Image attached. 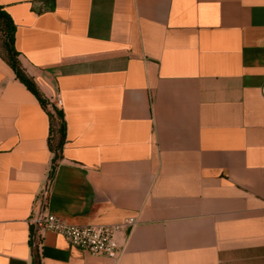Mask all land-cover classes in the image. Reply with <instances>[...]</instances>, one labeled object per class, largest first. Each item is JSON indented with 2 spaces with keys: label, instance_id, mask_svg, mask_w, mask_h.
<instances>
[{
  "label": "crops",
  "instance_id": "0c3cea01",
  "mask_svg": "<svg viewBox=\"0 0 264 264\" xmlns=\"http://www.w3.org/2000/svg\"><path fill=\"white\" fill-rule=\"evenodd\" d=\"M0 264H33V207L120 224L116 257L42 232L41 264H264V0H0Z\"/></svg>",
  "mask_w": 264,
  "mask_h": 264
},
{
  "label": "built area",
  "instance_id": "2783aa9c",
  "mask_svg": "<svg viewBox=\"0 0 264 264\" xmlns=\"http://www.w3.org/2000/svg\"><path fill=\"white\" fill-rule=\"evenodd\" d=\"M46 194L42 193V203L33 207L30 225L32 230L29 241L38 253L42 248V232L44 230L62 236L71 246L91 256L116 257L123 251L125 240L122 233L131 230L135 225L134 219H127L120 224L109 225H69L60 218L45 213Z\"/></svg>",
  "mask_w": 264,
  "mask_h": 264
},
{
  "label": "trees",
  "instance_id": "16d2710c",
  "mask_svg": "<svg viewBox=\"0 0 264 264\" xmlns=\"http://www.w3.org/2000/svg\"><path fill=\"white\" fill-rule=\"evenodd\" d=\"M14 24L10 16L0 7V56H2L10 68L13 70L16 78L32 92L43 107L48 108L49 116V149L53 154V165L49 172L48 181H50L56 169L54 160L61 154L62 146L65 139V122L62 111L54 104L49 103L48 99L43 96L34 80L29 77L22 69L17 59V52L14 49ZM32 230V228H31ZM33 255H35L33 264H41L40 254L32 248L33 241H29Z\"/></svg>",
  "mask_w": 264,
  "mask_h": 264
}]
</instances>
